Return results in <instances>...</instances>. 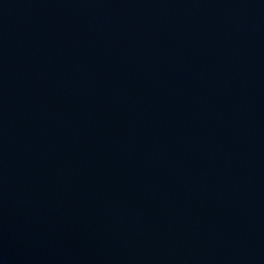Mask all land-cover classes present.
Masks as SVG:
<instances>
[{
    "label": "water",
    "instance_id": "water-1",
    "mask_svg": "<svg viewBox=\"0 0 264 264\" xmlns=\"http://www.w3.org/2000/svg\"><path fill=\"white\" fill-rule=\"evenodd\" d=\"M0 264H264V0H0Z\"/></svg>",
    "mask_w": 264,
    "mask_h": 264
}]
</instances>
